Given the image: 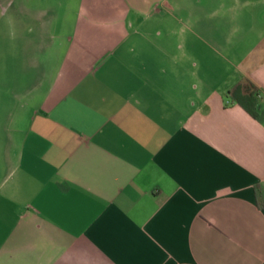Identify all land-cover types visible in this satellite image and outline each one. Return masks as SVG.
<instances>
[{"label": "crops", "instance_id": "1", "mask_svg": "<svg viewBox=\"0 0 264 264\" xmlns=\"http://www.w3.org/2000/svg\"><path fill=\"white\" fill-rule=\"evenodd\" d=\"M264 0H0V264H264Z\"/></svg>", "mask_w": 264, "mask_h": 264}, {"label": "trees", "instance_id": "2", "mask_svg": "<svg viewBox=\"0 0 264 264\" xmlns=\"http://www.w3.org/2000/svg\"><path fill=\"white\" fill-rule=\"evenodd\" d=\"M224 94L229 101L240 105L255 119L260 120L264 117V110L259 108L257 87L249 79H238Z\"/></svg>", "mask_w": 264, "mask_h": 264}]
</instances>
